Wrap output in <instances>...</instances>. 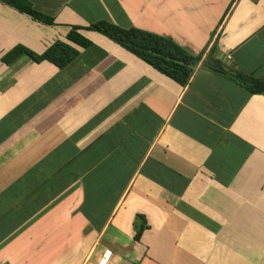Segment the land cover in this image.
I'll return each mask as SVG.
<instances>
[{"label":"crops","instance_id":"0c3cea01","mask_svg":"<svg viewBox=\"0 0 264 264\" xmlns=\"http://www.w3.org/2000/svg\"><path fill=\"white\" fill-rule=\"evenodd\" d=\"M29 1L56 24L0 0V264H264V94L235 77L264 79V0ZM100 20L173 39L189 82L92 31L64 69L2 61ZM98 143L143 158L94 224L77 157Z\"/></svg>","mask_w":264,"mask_h":264},{"label":"trees","instance_id":"16d2710c","mask_svg":"<svg viewBox=\"0 0 264 264\" xmlns=\"http://www.w3.org/2000/svg\"><path fill=\"white\" fill-rule=\"evenodd\" d=\"M5 4L29 15L35 21L46 25H55V18L36 9L29 0H2ZM84 31L101 34L110 41L120 45L130 53L144 60L146 63L173 78L186 84L189 82L193 68L199 58L192 55L173 39L144 31L138 28H125L107 20L90 23L87 26L71 25L66 40H56L43 53L18 44L2 56V61L8 65L15 63L20 58L27 56L34 62H50L60 69H64L78 59L82 50L94 46V41ZM251 92L264 94V79H254L242 73L235 75ZM105 148L99 143L92 149L93 157H77L78 169L84 173V184L91 188V194L86 192L87 201L90 198L94 208L89 210L94 224L104 221L111 213L119 195L113 193L117 179L110 177L115 172H122L123 177L135 168L143 157H101L105 155ZM111 148L109 149V153ZM131 168V169H130ZM109 175V176H107ZM107 176V177H106ZM124 177V183L127 178ZM120 178H118L119 180ZM107 191V192H105ZM103 203H107V208ZM102 205L103 208L97 209ZM84 211V209H83ZM146 216L137 214L135 219L136 239H140L142 232L148 227Z\"/></svg>","mask_w":264,"mask_h":264},{"label":"built area","instance_id":"2783aa9c","mask_svg":"<svg viewBox=\"0 0 264 264\" xmlns=\"http://www.w3.org/2000/svg\"><path fill=\"white\" fill-rule=\"evenodd\" d=\"M110 257H111V252L107 251L103 258L100 260V264H109L110 263Z\"/></svg>","mask_w":264,"mask_h":264},{"label":"rangeland","instance_id":"374dc122","mask_svg":"<svg viewBox=\"0 0 264 264\" xmlns=\"http://www.w3.org/2000/svg\"><path fill=\"white\" fill-rule=\"evenodd\" d=\"M105 39H107L108 41H110L108 38L105 37Z\"/></svg>","mask_w":264,"mask_h":264}]
</instances>
